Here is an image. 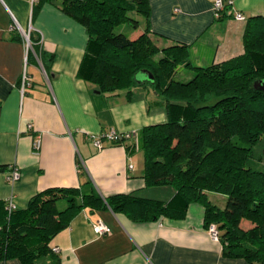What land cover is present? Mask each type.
<instances>
[{
    "label": "crops",
    "instance_id": "obj_1",
    "mask_svg": "<svg viewBox=\"0 0 264 264\" xmlns=\"http://www.w3.org/2000/svg\"><path fill=\"white\" fill-rule=\"evenodd\" d=\"M60 1L43 3L32 19L31 0H0V202L11 201L19 210L41 190L88 186L103 200L130 193L166 201L173 194L170 184L144 182L142 152L136 147L128 153L124 147L136 141L135 132L144 126L164 123L163 99L148 84L130 86L129 93H103L96 84L79 79L87 33L60 10ZM213 1L148 0L147 20L137 15L138 25L129 37H138L146 28L160 48L184 46L188 62L197 67L243 54L246 20L264 18V0H233L220 19L212 15ZM235 13L244 20H237ZM12 17L16 27L10 30ZM28 29L39 35L43 50L53 54L47 71L35 56L26 58L22 33ZM24 64L28 85L20 93ZM109 129L130 137L121 144L102 139L97 149L89 136ZM12 167L20 175L14 182L6 178ZM211 194L207 192L208 200ZM203 212L204 206L195 201L182 219L135 222L106 207L84 208L49 241V251L39 255L38 262L251 264L222 254L219 240L205 230ZM98 219L109 227V234L97 236L91 229ZM55 247L58 251L52 252ZM0 264L23 263L10 257Z\"/></svg>",
    "mask_w": 264,
    "mask_h": 264
},
{
    "label": "trees",
    "instance_id": "obj_2",
    "mask_svg": "<svg viewBox=\"0 0 264 264\" xmlns=\"http://www.w3.org/2000/svg\"><path fill=\"white\" fill-rule=\"evenodd\" d=\"M53 1H33L31 18L43 3ZM58 6L87 33L79 79L96 84L103 93H129L130 86L148 84L163 99L164 123L144 126L135 132L136 141L124 147L128 153L136 147L142 152L144 182L170 184L173 194L166 201L130 193L103 200L91 186L53 187L32 195L23 209L8 211L7 202H0V259L40 264L39 255L49 251V241L84 208L106 207L135 222H148L182 219L196 201L204 206L203 225L217 226L222 254L264 264V165L250 158L253 145L264 136V89L257 83L264 81V18L246 20L243 54L197 67L188 62L184 46L158 50L146 28L134 39L113 31L127 22L135 29L138 21L131 13L147 20L148 0H61ZM28 35L27 60L35 56L47 71L53 54L43 50L39 35L31 30ZM158 52L162 55L155 60ZM188 66L193 76L175 80L176 69ZM141 69L154 76L152 82L143 78ZM212 98L216 100L208 103ZM207 192L224 195L223 208L214 206ZM241 220L250 227L242 228Z\"/></svg>",
    "mask_w": 264,
    "mask_h": 264
},
{
    "label": "built area",
    "instance_id": "obj_3",
    "mask_svg": "<svg viewBox=\"0 0 264 264\" xmlns=\"http://www.w3.org/2000/svg\"><path fill=\"white\" fill-rule=\"evenodd\" d=\"M33 1H35V0H31L32 3H33ZM232 1L233 0H214L212 2V4H213L212 5V15H213V17L215 19H219L220 16H221L222 11L224 10V8L225 7H231V5L233 4ZM234 17L237 20H244V17L241 14H239V13H235ZM14 27H16V24H15V21H14V19L12 17V23H11V26H10V30L12 28H14ZM29 31H30V29H28L27 31H24L22 33L23 40H24L25 54L27 53L28 49L30 48L29 35H28ZM24 58H25V56H24ZM24 63L26 64V58H25V62ZM25 64H24V67H23V74H22V77H21V84H20V87H19L20 93H22L24 88H25V86L28 85V82H27L28 75H27L26 70H25ZM89 137L92 140V144L98 149V147L101 146V140L102 139H105L108 142L109 141L115 142V141L120 140L122 137L129 138L130 135L127 134V133H125V134L117 133L115 130L109 129L108 132H103L101 134H98L97 136L90 135ZM39 144H40V140H36L35 143H34L35 148H38ZM19 177H20L19 172H18V170L15 167H12L6 173V178L9 181H11V182H14V181L18 180ZM6 209H8V211L14 209V206L12 205L11 201H7ZM91 229L94 231V233L97 236H102L104 234H109L110 233L109 227L103 222L102 219H98L94 223H92ZM205 230L208 233L209 237H211L212 240L218 241V230H217V226L214 223L207 224ZM51 250H52V252H56V251H58V248L55 247V248H52Z\"/></svg>",
    "mask_w": 264,
    "mask_h": 264
},
{
    "label": "rangeland",
    "instance_id": "obj_4",
    "mask_svg": "<svg viewBox=\"0 0 264 264\" xmlns=\"http://www.w3.org/2000/svg\"><path fill=\"white\" fill-rule=\"evenodd\" d=\"M129 16L131 18H134L136 20L139 21V16L135 15V14H129ZM134 30L130 24L127 23H120L118 25H116V27L113 29V31L116 32H120L123 33L126 37L131 36L130 31ZM149 39L152 41V37L150 38V36L148 35ZM154 42V41H153ZM158 50L162 49L159 46ZM161 53L158 52L154 57L155 60L159 59L161 57ZM180 70L182 71L180 73ZM193 69L191 68H186V67H182V68H177L176 71L174 72V79L176 80H183V81H188V79H190L193 75ZM216 99L212 98V100H210L208 103H212L214 102ZM251 154V160L256 163L258 166L264 165V136H261V140H259L256 144L253 145V149L250 152ZM225 199L226 197L222 194L219 193H214L211 194L209 196V200L210 202L219 208H223V206L225 205ZM214 223V222H212ZM240 225L242 228L246 229L248 227H250L251 224H249L246 220H241Z\"/></svg>",
    "mask_w": 264,
    "mask_h": 264
},
{
    "label": "water",
    "instance_id": "obj_5",
    "mask_svg": "<svg viewBox=\"0 0 264 264\" xmlns=\"http://www.w3.org/2000/svg\"><path fill=\"white\" fill-rule=\"evenodd\" d=\"M140 74H142L143 78L149 80L150 82L153 81L154 76H152L148 70L141 69ZM257 83L259 84L260 88L264 89V81H258Z\"/></svg>",
    "mask_w": 264,
    "mask_h": 264
}]
</instances>
